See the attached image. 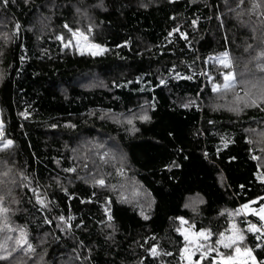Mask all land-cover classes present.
Returning a JSON list of instances; mask_svg holds the SVG:
<instances>
[{"label":"trees","instance_id":"obj_1","mask_svg":"<svg viewBox=\"0 0 264 264\" xmlns=\"http://www.w3.org/2000/svg\"><path fill=\"white\" fill-rule=\"evenodd\" d=\"M101 1L0 3V111L4 138L14 141L0 150V172L9 173L0 194L9 223L25 226L35 248L7 264H181L177 217L217 234L228 211L264 195V138L256 135L264 134V105L213 107L228 97L211 86L223 83L227 69L216 57L227 50L235 90L258 91L264 57H253L264 49V8L249 11L253 0ZM76 6L93 17L92 36L105 48L98 55L70 51L53 35L51 27L73 24ZM144 105L148 119L132 131L104 116ZM110 144L122 163L106 158ZM129 183L136 193L123 188ZM239 221L245 228L249 220ZM257 236L247 234L249 245Z\"/></svg>","mask_w":264,"mask_h":264},{"label":"snow or ice","instance_id":"obj_2","mask_svg":"<svg viewBox=\"0 0 264 264\" xmlns=\"http://www.w3.org/2000/svg\"><path fill=\"white\" fill-rule=\"evenodd\" d=\"M8 2L9 0H0V3L5 5H7ZM28 2L29 0H24L25 4ZM240 2L243 3V0H240ZM237 7H239V5H237ZM257 8H264V3H256V0H253V8L249 9V11H254ZM77 11L79 12L80 9H77ZM260 14L261 13L259 12L257 13V15ZM239 15H241V13H237V16ZM192 23L195 24L196 21L193 20ZM63 27L67 29L69 33H71V38L67 40L65 46H71L74 40L75 47L78 50L83 47L90 51L93 56L105 51L103 45L89 41L87 34L81 31L80 28H72L67 23H65ZM16 28H19L18 22L16 24ZM91 30V25H89L88 32H91ZM173 31H179V29H173ZM253 32H255V29H253ZM171 35L172 33L169 32V36ZM185 35V33L180 32L181 37H185ZM57 39H61L63 41L64 37L58 36ZM262 42H264V40H262ZM247 47L251 46L248 45ZM259 57H264V49L257 51L256 56L253 57V59H257ZM21 59H23V57H21ZM216 62L221 65L223 69L227 70L221 73L223 77V83H212V91L217 92L220 90H233L236 83V75L231 70L233 68V60L228 51L225 50L224 52L220 53L216 57ZM256 67L260 71L264 72V63H257ZM209 79H211V77H209ZM243 82L247 83V81ZM161 83H164V81L161 80ZM252 87L256 88L257 85L253 84ZM236 99H243L245 107H260L261 105H264V79H262L261 85L257 92L252 93L250 91H246L244 97H240L237 94ZM231 110L237 112L240 111L238 107ZM21 115H26V113H21ZM139 119L147 120L148 116L146 114L141 115ZM128 123L131 124V119L128 120ZM68 126L73 128L75 127V125L71 124ZM52 127H56V125H52ZM5 136L6 134L4 131L3 122L0 121V138H4ZM13 144L14 141L11 139H0V150L9 149L11 146H13ZM253 159H256V157L254 156ZM85 167H87V165H85ZM65 171L73 172L75 171V168L69 167L65 169ZM117 171L122 172L123 170L121 168L117 169ZM8 174V171L5 170L0 172V177H6ZM258 178L264 180V176H260ZM24 179L27 180V177H24ZM0 183H4V181L0 180ZM93 183L103 186L105 182L103 179H94ZM22 186L23 184H21V187ZM34 191L38 192V189H35ZM35 198L39 204L45 207L47 206L42 196L37 194ZM4 199V195L0 194V231L5 233L3 237H0V262L7 264L10 258L13 257L14 253L19 251L31 254L35 252V248L29 239V233L27 232L25 226L16 225L13 227L9 223V217L7 216L9 209L3 206ZM251 203L252 202L249 201L248 203L240 205V208L235 210V214L243 212L244 215L252 213L253 215L257 216L259 218L258 223L247 222L245 224V228L248 232H251L254 235L259 233L260 235L257 236V239H261L264 238V203H261L258 209L250 207ZM141 215H143V213H141ZM228 215L231 217L233 212H229ZM58 219L65 221V217L63 215L59 216ZM68 219H71V216H69ZM109 219H111V216H109ZM145 219H147V217H145ZM176 219L181 222V226L177 227L176 231L180 232L186 241V244L179 250L181 264H201V261L205 259L208 260L209 264H264V260H258L253 254V249L248 247L245 243L244 229L238 226V224L231 219L229 220L228 229L216 234L214 242L212 241L213 233L210 229L201 228L198 231H192L190 228L183 227L185 223L183 217H177ZM46 222L51 223L50 220H46ZM57 227L60 226L57 225ZM77 227H79V225H77ZM11 233H14V235ZM256 247L259 248L261 245L257 244ZM221 248L227 251H222ZM147 251L150 252L152 256H157L159 254L156 244H152V246L148 248ZM196 253H199V257L193 259V256ZM14 264H22V262L16 260Z\"/></svg>","mask_w":264,"mask_h":264},{"label":"rangeland","instance_id":"obj_3","mask_svg":"<svg viewBox=\"0 0 264 264\" xmlns=\"http://www.w3.org/2000/svg\"><path fill=\"white\" fill-rule=\"evenodd\" d=\"M150 1H154V0H144V2H145L144 4H147ZM101 3H102V1L99 0L98 5H101ZM77 9H80V11L78 12ZM42 13L39 12L38 14H42ZM43 14H45V13H43ZM44 19L42 17H39V18H37V21H38L39 24H41V23H43ZM72 23L73 24H70V23H67V24L70 27H72V28H80L81 31H83V32H85L87 34L89 41L94 42V43H98V42H96L94 40V38L92 36L93 27L95 26V23L93 21V17H92V15L89 13V11L86 8L81 7V6H76V17H75V19L73 20ZM89 25H91V29H92L91 32H88ZM51 29L53 30V35H55L56 38L58 36L64 37V40L62 41L60 39V41L62 42V44H63V46L65 48H68L70 51H74V52H78V53H91L90 51H88L87 49H85L83 47L78 50L75 47V41L74 40H73L71 46H65L66 43H67V40L71 38V33H69L68 30L65 29L64 27H62V28L51 27ZM43 32L46 33V31H43ZM3 35H5V32H3ZM235 88H238L237 81L235 83V87H234L233 90H220V91H217V92H213V95L216 96V98H220L221 96H227L228 97V100L226 102L219 101V102L213 104L214 105L213 107L226 108V109H230V110L233 109V108H237V107L239 108V104L241 105L240 106L241 108L245 107L243 99L237 100L236 97L234 96L235 93H233V92H236V93L241 92V94H239V96L240 97H244L243 96L244 86L242 88H240L241 91H236ZM145 114L148 115V106L147 105L142 106L141 108H139V110H137V111H135L133 113H127V114H125V113L123 114L122 113V114H119V115H116V116L112 115L111 113H108V114H105L104 116L109 117L111 119H115V120L117 119V121H120L122 123V125H124L130 131H132V130H134L137 122L141 121V119H139V117L141 115H145ZM129 119H131V124L128 123ZM0 121H2L1 111H0ZM256 135L258 136L259 139H263L264 138V134L258 133ZM0 139H4V138H0ZM7 139H9V138H7ZM261 141L262 140H260V142ZM105 151H106L105 154L107 155L106 158H108L110 161H116L118 163H122V160L124 158H123L122 152L117 148L116 145H113V144L106 145V150ZM92 156H95V157H97L99 159L100 155L97 152H95L94 154L92 153ZM97 166L98 165H95V167H97ZM121 168H122V166L118 167V169H121ZM115 171L117 172V174H121L123 172V171L122 172L121 171H117V169ZM121 179H125V176L121 175ZM130 184L131 183H129V185L125 184V186H123V188L124 189H131L132 192L136 193L137 189L134 188L135 185L132 186ZM140 195H141V192H140ZM143 195L145 196V194H143ZM191 201H192L191 204H195V203L199 202L198 198H195V197ZM251 202L252 203L250 204V207L258 209L260 204L264 203V195L259 196V197L255 198V199L251 200ZM229 212H233V215L231 217H229V215L227 214V225L221 231H225L226 229H228L229 220L230 219L232 221L236 222L238 224V226H240L242 229H244V232H245V243L247 244V246L253 249V254L257 257L258 260H264V238H262L261 241L256 243V245L257 244L261 245V247H259V248H257L256 245H254V246L249 245V243H248V241L246 239V236H247L248 233H251V232H248L247 229L244 228V226L242 225V222L239 221V217H243V218H248V220H249L248 222L258 223L257 221L253 220L252 217L250 216V215H252V213H248L247 215H244L243 212H240L239 214H235V211H228V213ZM184 221H185V223L183 225L184 228H190L192 231H198V229L195 228L194 224H192L188 219L184 218ZM180 226H181V222L179 221V227ZM204 228H207V227H204ZM207 229H209V228H207ZM211 231H213V230L211 229ZM258 235H259V233H258ZM215 238H216V233H213V237H212V241L213 242H214ZM185 244H186V241L184 242V245ZM221 250L222 251H227V250H224L223 248H221ZM198 257H199V253H196L193 256V259H196ZM35 264H43V263L41 261V262H36ZM201 264H209V262H208L207 259H205V260L201 261Z\"/></svg>","mask_w":264,"mask_h":264}]
</instances>
